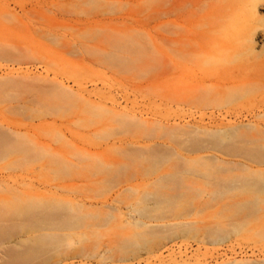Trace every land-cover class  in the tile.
Here are the masks:
<instances>
[{
	"label": "rangeland",
	"instance_id": "1",
	"mask_svg": "<svg viewBox=\"0 0 264 264\" xmlns=\"http://www.w3.org/2000/svg\"><path fill=\"white\" fill-rule=\"evenodd\" d=\"M86 1L0 0V127L41 144L0 158V181L21 193H61L98 208L180 166L186 203L145 220L146 229L175 233L151 250L142 246L122 259L117 247L127 228L94 222L70 245L25 264L49 257L46 264H264V182L260 190L241 191L251 175L264 179V36L244 39L248 24L264 32V8L207 0L182 27L175 21L187 7L176 9L175 0ZM187 31L202 34L195 41L203 40L206 51L178 40ZM246 46L252 55L231 68L246 87L210 100L196 83L207 85L212 65ZM188 81L195 88L186 91ZM122 115L138 126L121 130L113 119ZM194 145L199 151H191ZM143 146L168 156L130 161ZM115 160L125 163L113 178ZM247 200L256 205L242 208ZM120 208L127 219L128 209ZM12 245H0V264L9 261Z\"/></svg>",
	"mask_w": 264,
	"mask_h": 264
},
{
	"label": "bare ground",
	"instance_id": "2",
	"mask_svg": "<svg viewBox=\"0 0 264 264\" xmlns=\"http://www.w3.org/2000/svg\"><path fill=\"white\" fill-rule=\"evenodd\" d=\"M101 1L107 2L110 0H87L86 3L96 4L100 3ZM206 1L207 0H175L176 9L182 10L187 7V11L184 15L180 14L176 17L175 24L177 26L185 27L186 23L188 24L190 20V16H195V11L201 10V7L205 4ZM244 3L252 8L261 6L264 8V0H244ZM113 20H117V18L109 19L108 21V26L111 30L115 29L112 23ZM105 25L107 26V24ZM87 26L89 25L87 24ZM244 31V39L247 37L249 41H252V37L255 34H258L259 37L264 36L263 31L257 32V26L253 23L248 24L247 27L244 26ZM201 35H196V37L195 35L188 34L187 31L184 34H179V39H177L179 41H181L182 39L186 41L190 40L195 44L197 43V45L199 43L200 47H198L201 48L203 45L201 44L203 43V40L202 42H200L201 40L197 42L195 41L198 37L199 39H201ZM202 37L204 38V36ZM202 48L201 50L204 49ZM204 51L206 50L204 49ZM192 52L195 53L194 49L192 50ZM200 52L203 51H199V54ZM203 53L209 54L206 52ZM211 53L212 52H210V56ZM250 55H252V53L248 50V47L245 49L240 47L232 51L229 55L225 54L220 58L223 63L229 64H224V66L222 65L223 68L227 67V70L223 69L225 71L219 70V66H214L219 64V62H216L218 60H214L217 64H214L215 62H212V64H214L212 65L213 68L211 67V71H209L208 69L209 73H207V75L210 76L208 82L204 78V80L207 82V85H205L204 81H202L198 84L196 83V86L198 87V85H201V87H199L200 89H202V93H206L210 100H215L216 97L222 98L227 92L232 93L235 91L234 89L240 86H243V88L246 87L244 83L235 82L236 77L232 76L235 74L234 69L232 70L231 68H233V66H238L237 64H234V61H240L243 57H248ZM210 58V61H212V59H215L216 57L212 58L211 56ZM210 61H208L209 64H211ZM222 62L220 64H222ZM230 64L232 65V67H230ZM184 67H179L180 69L183 68L181 73L186 71L184 70ZM214 67H217L218 70L216 71ZM185 68H187V66ZM214 69L216 72H213ZM179 72L180 71H178V73ZM187 72H190V70ZM201 72H204L203 74H206L205 72L207 71H202L201 69ZM184 74L182 73V75ZM190 74L192 73L190 72ZM225 74H228L229 77L224 78ZM179 75L181 74L179 73ZM184 76L182 77L184 78ZM188 76L189 75L187 74V77ZM202 76L204 77V75H201L200 77ZM208 76L205 75V77ZM230 76L233 77V82L230 81ZM187 77L185 76L186 80H189ZM185 78L182 82V85L185 82ZM189 82L191 81H188L187 85L184 84L185 86H187H184L185 88L183 87L184 89H186V91L190 90L189 86L191 84H189ZM194 84L191 85V88L194 87ZM197 89L199 90V88ZM231 95H228V98ZM235 96L232 95V98H234ZM116 117L118 118H115L113 120L120 123L121 130L129 125L138 126L135 125L134 122L130 121L132 118L126 115ZM29 143L31 145L34 143V147L36 148L41 146V144H39L38 142H34L30 139ZM29 143L28 140L23 139L21 135L18 136L17 131L11 130L9 128H3V126L0 127V158L11 156L14 154L24 155L28 152H32ZM143 147L145 148V150L137 151L136 153L132 154V158H130V161H135L136 158L140 156V154L151 155L155 158H158L160 161L168 156L167 152L162 151L159 153V151L153 146ZM143 147L140 148L143 149ZM194 147L196 149H193L191 151H199V148H197L196 145H194ZM89 155L99 157L102 156V153L94 152ZM124 163L125 162H122V160L114 161V164L116 166L112 168L113 173L110 171V175H112L113 178L122 172ZM184 173L185 169L177 166V168H175L173 172L166 171L162 175L158 176L150 184V187L142 192L135 193L137 191L133 190L134 192L128 195L123 194V192L115 193L112 199H110L112 204L103 205L104 208L103 206L98 208H93L91 205L86 206L84 203H81L78 200L65 196L61 193H21L16 187L9 186L8 184H4L0 181V245L3 244V242L13 244L12 249H10L8 252L9 257L7 258H9V261H6V264H25L26 262H30L48 252L54 251L55 254L58 248H60L61 246L70 245L71 238L73 235L78 234L77 231H80V229H83L84 227L87 228V226L96 225L97 222H101L104 224L112 221L113 225L114 223H117L116 226L127 228L128 233H124L127 236L124 237L119 246L117 245L118 247L116 246L119 251L118 253H120V255L122 256V259H124V257L128 258L130 255L137 253V251L142 246H146L150 250L153 249L160 243V241L166 239L169 235L172 237L175 233L163 235L166 234V232L168 231L167 229H165L164 233L162 232V230H160V232L157 230L155 231L146 229L148 226L145 220H151L155 216L161 218L163 217L165 212H170L173 210L177 211L178 207L184 206V204L186 203V192H184V190H186V188L184 187ZM251 177L253 179L251 185H242L241 191L260 190V185L262 181L264 182L262 175H251ZM246 184L248 183L246 182ZM131 188L132 186L128 185L124 188V190H130ZM225 189L227 190L226 192H229V190H232L233 188L227 185ZM121 205L128 209L127 219V214L126 217L123 218L124 216L121 212L122 209L120 208ZM251 205H256V202H253V200H247L243 203H240V206L242 208ZM132 213H136L137 215L135 216ZM49 258H42L39 264H46L50 260Z\"/></svg>",
	"mask_w": 264,
	"mask_h": 264
}]
</instances>
